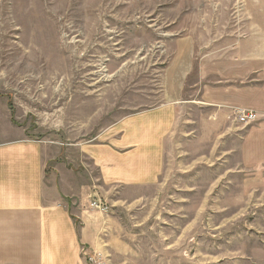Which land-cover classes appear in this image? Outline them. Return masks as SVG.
<instances>
[{"label":"rangeland","instance_id":"1","mask_svg":"<svg viewBox=\"0 0 264 264\" xmlns=\"http://www.w3.org/2000/svg\"><path fill=\"white\" fill-rule=\"evenodd\" d=\"M241 4L0 0V102L31 139L89 143L163 103L173 40L198 32L207 39L199 52H206L210 38L240 35ZM240 111L254 118L241 124L233 115ZM204 114L199 106L181 111L160 184L120 206V241L130 256L109 264H264V161L243 167L238 145L223 134L212 148ZM226 118L249 126L259 120L240 109ZM88 259L106 263L100 254Z\"/></svg>","mask_w":264,"mask_h":264},{"label":"crops","instance_id":"2","mask_svg":"<svg viewBox=\"0 0 264 264\" xmlns=\"http://www.w3.org/2000/svg\"><path fill=\"white\" fill-rule=\"evenodd\" d=\"M241 3L240 35L210 38L206 52H199L207 39L198 32L173 40L162 74L163 103L89 143L31 139L0 102V264H90L96 254L109 264L130 256L120 241V206L148 197L160 184L185 108L208 112L212 148L211 139L223 134L238 145L243 167L264 161V0ZM232 109L254 111L259 120L234 124L226 118ZM94 198L106 212L90 208Z\"/></svg>","mask_w":264,"mask_h":264},{"label":"built area","instance_id":"3","mask_svg":"<svg viewBox=\"0 0 264 264\" xmlns=\"http://www.w3.org/2000/svg\"><path fill=\"white\" fill-rule=\"evenodd\" d=\"M233 115L235 117V120L237 122H241V124L250 123L251 119L254 118V115H251V113H246V112H241V111L234 113ZM89 206L91 209H96L101 212L107 211V207L103 205L101 201L96 200L95 198L90 201Z\"/></svg>","mask_w":264,"mask_h":264}]
</instances>
